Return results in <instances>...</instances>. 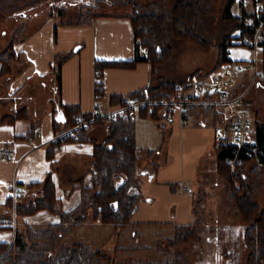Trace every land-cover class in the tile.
I'll list each match as a JSON object with an SVG mask.
<instances>
[{
    "label": "crops",
    "instance_id": "obj_1",
    "mask_svg": "<svg viewBox=\"0 0 264 264\" xmlns=\"http://www.w3.org/2000/svg\"><path fill=\"white\" fill-rule=\"evenodd\" d=\"M131 13L130 6L110 1L103 12H95L84 22L77 23V19L69 23L65 18L59 21L60 18L49 17L29 36L15 41L13 50L18 60L9 72L1 73L3 64L0 61V118L22 107L28 111V117L0 122V148L13 150L10 159L0 157V242L12 243L15 229L24 223L36 229L60 219L59 213L40 209L30 215L17 213L14 222L13 207L8 204L11 199L14 205V190L21 191L26 187L16 205H28L41 195L42 185L39 183L50 175L56 186L59 208L69 210L81 199L76 180L84 176L85 183L91 182L94 144L106 141L110 125L108 122H91L85 130L77 132L76 137H60L73 126L63 125L61 120L58 122L61 128L55 131L53 117L62 115L61 106L77 105L80 113L89 114L98 103L101 115L114 116L122 113V107L111 101L112 95L124 96L152 82V65L148 61L137 62L132 67L108 66L103 75V95L98 97L96 94V59L131 60L135 56ZM227 49L230 59L245 62L257 57L261 64V49L234 44ZM69 51L72 55L62 66L59 93L52 66L57 53ZM241 80L240 77L231 93L237 92L239 85L245 83ZM57 88L59 95H56ZM249 103L245 97L241 107L250 135H253L257 125L256 113L246 108ZM214 109L218 114L216 117L213 112H190L183 125L176 117L167 121L166 110L160 107L155 117H147L151 121L150 125L147 121L151 134L146 142L138 138L136 119L139 117L136 116L140 113L137 110L133 119L135 145L139 151L141 197L130 223L116 228L113 223H102L89 215L81 225L89 227L86 236L74 242L92 249L101 248L109 254L116 253L118 258L130 259L124 254L119 256V251L135 254L151 250L162 256L164 253L156 248L157 243L161 241L166 246L177 226L191 224L195 218L194 210L199 203L196 198L198 177L210 161L215 163L217 145L235 140V116L228 115L224 106L217 105ZM33 122L38 126L34 134L29 135ZM217 126L223 129L224 137L217 136ZM51 146L54 149L52 163L47 156V149ZM149 150L152 151L149 152L153 156L151 159H147ZM34 182L38 183L30 184ZM140 256L133 260H164H144L139 259Z\"/></svg>",
    "mask_w": 264,
    "mask_h": 264
},
{
    "label": "trees",
    "instance_id": "obj_2",
    "mask_svg": "<svg viewBox=\"0 0 264 264\" xmlns=\"http://www.w3.org/2000/svg\"><path fill=\"white\" fill-rule=\"evenodd\" d=\"M264 3V0H262ZM235 1L229 0L226 4L224 13L225 19H230V26L220 42H218V58L211 71L219 69L230 60L228 57V46L231 44L232 34L242 29V34L251 33L252 29L248 27L245 18V10L242 7L240 14H233L230 10ZM241 2V1H240ZM121 4L131 6L130 15L135 33V56L131 60H95V73L97 77L96 94L98 97L103 95V75L108 66H135L137 62L148 61L152 65V82L141 87L132 93L131 96L139 97L143 101L138 107L141 115L149 114L150 107L154 111L150 114L155 117L160 107H166L163 104L152 103L165 96L170 98L176 90L178 80H168L164 77L156 78V66L163 62L169 52L166 46L168 41L167 24L171 23L176 35L187 37L197 41L201 46L205 45V40L198 33L200 23V10L202 9L201 0H177L170 11L164 10L163 3H150L144 5L139 0H123ZM90 8V7H89ZM88 11L81 13V20H87ZM94 15V14H93ZM17 39L11 40L7 47L0 52V61L3 64L2 71L7 69V63L15 58L13 50ZM146 47L148 53L144 54L140 49ZM72 55V51L57 53L55 55L52 72L55 73L59 93L62 83V66ZM261 73H264V52L261 62ZM156 81L155 84H152ZM183 82V81H182ZM209 93L206 97H213ZM113 103L124 104L122 95H112ZM62 115L55 114L53 117V127L58 131L61 126L58 123L62 120L63 125H74L75 116L80 113L77 105H62ZM215 105H193L189 112L196 114H207L213 112L218 115L214 109ZM198 111V112H197ZM84 117L88 113H83ZM134 115H130L129 109H126V115L117 113L110 120V135L104 143H95L92 158L93 167L91 171V182L85 183L83 177L77 179L78 187L81 190L80 201L69 210L59 208V200L56 195V186L50 175L42 183L41 195L31 201L28 205L18 204L15 206L17 213L30 215L40 209H49L59 213L60 219L57 222L48 223L43 228H33L24 223L15 229V235L12 243L0 242V264H193L182 252H176L172 249L180 241L187 240L194 235L198 228V209L194 210L195 218L191 224L180 225L176 227L175 235L169 238L170 247L163 246L161 241L156 248L168 256L166 260H132L119 259L117 254H109L101 248L92 249L81 242L63 244L62 238L72 230L80 227L90 215L94 220L102 223H113L116 228L125 227L130 223V219L138 206L140 199V187L138 182V149L135 145V121ZM27 117L24 109L16 111L0 118V122H13L16 118ZM108 116H100L92 122H105ZM37 123H32L29 135L34 134ZM88 126V125H87ZM87 126L82 127L79 132L85 130ZM264 122H258L256 125V137L262 145V155L248 156L242 149L239 153L236 151L235 144L220 143L216 147L215 165L219 174L227 178V188L229 197L234 202L238 213L246 222L243 230V242L248 255L246 264H264V206L260 208L256 201L252 189L247 183L246 168L251 161L256 165L264 167ZM76 137V136H75ZM143 150V149H142ZM148 152H152L149 150ZM54 155L53 147L47 149L49 160ZM238 156L235 163L236 171L233 173L232 160ZM234 169V170H235ZM238 181V186L235 181ZM38 183H30L31 185ZM10 208L13 207L9 199ZM12 210V209H11ZM11 215V213H10ZM188 229L187 233L183 229ZM172 249V250H171ZM171 256H174L171 259Z\"/></svg>",
    "mask_w": 264,
    "mask_h": 264
},
{
    "label": "rangeland",
    "instance_id": "obj_3",
    "mask_svg": "<svg viewBox=\"0 0 264 264\" xmlns=\"http://www.w3.org/2000/svg\"><path fill=\"white\" fill-rule=\"evenodd\" d=\"M86 1L0 0V52L7 47L11 40L29 36L49 17L53 16L54 18H60L59 21L65 18L66 21L70 23L77 19L80 20V17L83 15H81V13L84 10L89 9L88 17H90L95 14V12H103V8H105L106 4H109L110 1L117 4L123 2V0ZM139 1H141L142 4L144 3V5L150 3H163L164 10L170 11L171 7L177 0ZM201 1L202 9L200 10L198 33L201 35V38L205 40V45L201 46L193 39L176 35L172 24H167L168 41L166 46L169 47V52L165 61L158 63L156 66L155 75L157 79H159L160 76L168 80L184 82L192 74L204 75L213 72L211 70L214 68L218 58L217 44L222 40L228 28L232 26L233 21L224 18L226 4L229 0ZM240 1L241 0H235L234 4L231 6L230 10L233 14H240L242 12ZM95 6H98V8ZM247 9H252V5L250 4ZM140 51H142V48ZM16 60L18 59H16L15 56L14 59L7 63L6 71H8V67L9 70L12 68ZM258 72L257 79L250 86L253 77V70L246 69L244 76L241 77V81L245 83L239 85L240 88L236 89L238 92L241 88L248 85L249 90L245 93L244 98L246 97V99H249L250 103L246 108L255 111V121L257 123L260 121L264 122V78L261 75L260 70H258ZM239 78L240 76L238 79ZM154 82L156 83V81ZM56 95H59L58 88ZM242 100L240 102L241 104ZM20 109H24V112L28 117L27 109L25 107ZM20 109H17L16 111ZM16 111H14V113ZM113 117V115L108 116L105 122L109 123ZM147 117H151V115L138 114V116H136L138 138L142 142H146L151 134L147 124L148 121L150 125L151 121ZM147 156V159L153 157L149 152ZM231 171L234 173L236 169L234 170L231 168ZM203 172V174L199 175L198 171V195L196 196V198L198 197L197 199L199 202L197 205V209L199 210L197 215L198 228L195 229L193 236L189 237L187 240L178 242L172 247V249L176 252L184 253L187 259L193 264H246L248 249H246L242 238L246 222L242 219L234 202L229 197L227 178L217 172L216 165L215 163L212 164V161L207 164L203 169ZM246 172L248 175V186L252 189L256 201L259 203L260 208H262L264 206V167L256 165V162L251 161L246 168ZM82 177L84 176H81L80 178ZM235 184L238 186L237 180L235 181ZM78 228V230L71 232L69 236L63 237L61 242L63 244H70L79 240L82 236H86L89 227L80 226ZM188 231V229H183L184 233H187ZM171 235H173V233ZM168 245L170 244L166 243V246ZM118 254L119 256H121V254H124L127 257L130 256L129 258L132 260L133 258L137 259L140 254L141 256L139 259L144 260H153L154 258H162L166 260L168 258L166 254L160 256L151 250L135 254H130L128 251L120 253L119 251ZM119 258L123 259L124 257ZM173 258L174 256H171V259Z\"/></svg>",
    "mask_w": 264,
    "mask_h": 264
},
{
    "label": "built area",
    "instance_id": "obj_4",
    "mask_svg": "<svg viewBox=\"0 0 264 264\" xmlns=\"http://www.w3.org/2000/svg\"><path fill=\"white\" fill-rule=\"evenodd\" d=\"M241 5L245 10V18L248 27L252 29L251 33L242 34V29L238 30L233 34L231 39V44L242 45L249 47L254 50L261 49L264 52V3L262 0H241ZM252 5V9H247L249 5ZM144 54L148 53L146 47H142ZM263 60V58H262ZM261 60V62H262ZM261 64L259 65L258 58L255 57L251 60H246L242 62L241 60L230 59L224 65H222L218 70L213 71L210 74L197 75L192 74L190 77L176 86L175 93L170 97H161L158 101L152 103L163 104L166 107V120L171 121L173 118H178L181 124L187 123V115L193 105H223L225 107V112L230 116H235V140L230 142V144H235L236 151L239 153L242 149L248 156L262 155V145L258 142L256 137V129L253 131V135H250L247 118L245 112L241 107V100L244 98L245 93L248 92V85L243 87L237 93H231V89L238 84V77H242L245 74L246 69L253 70V77L251 84L257 79L259 74ZM261 72V70H260ZM264 78V73H261ZM212 93L216 95V99L213 97H206L207 94ZM124 97V104L120 103L122 107V113L126 115V109H129L130 115H134L138 110V107L143 101L139 97L131 96L126 94ZM154 111V107H150L149 115ZM101 115L98 103L95 107L84 117L82 113H78L76 118V123L64 132L66 134L75 137L77 132L80 131L82 127L89 125L93 120ZM264 130V129H263ZM215 132L217 136L224 137L225 134L220 126L215 127ZM228 143V142H226ZM13 156V150L7 147L0 148V157L3 159H10ZM238 156L232 160V168L235 169V163L238 161ZM186 189L187 187L184 186ZM26 187L21 191H15L12 193L13 197V221L15 222V217L17 212L15 211V206L17 199L25 194Z\"/></svg>",
    "mask_w": 264,
    "mask_h": 264
},
{
    "label": "bare ground",
    "instance_id": "obj_5",
    "mask_svg": "<svg viewBox=\"0 0 264 264\" xmlns=\"http://www.w3.org/2000/svg\"><path fill=\"white\" fill-rule=\"evenodd\" d=\"M67 1V0H66ZM86 1V0H85ZM100 1V0H99ZM144 1V0H143ZM235 1V0H234ZM87 2V1H86ZM95 2V1H94ZM86 4V3H85ZM144 4V3H143ZM234 4V3H233ZM113 5H115V4H113ZM87 6V5H86ZM85 6V7H86ZM91 6H92V4H91ZM95 7H97L98 8V6H95ZM131 7V6H130ZM96 8V9H97ZM94 9V8H93ZM24 11V10H23ZM20 13V12H19ZM252 32V31H251ZM248 33H250V32H248ZM175 36V35H174ZM200 48V47H199ZM170 49H172V48H170ZM205 51V50H204ZM261 51V50H260ZM260 51H259V54H260ZM172 53V52H171ZM170 55V54H169ZM204 55V54H203ZM256 56V55H255ZM165 61V60H164ZM2 63V62H1ZM13 63V62H12ZM2 66V65H1ZM200 69H202V68H200ZM8 70H9V67H8ZM23 71V70H22ZM21 71V72H22ZM9 72V71H8ZM195 72V71H194ZM197 72V71H196ZM1 73H5V72H1ZM19 73H20V71H19ZM18 73V74H19ZM9 74V73H8ZM62 75V74H61ZM53 75L51 74V77H52ZM55 76V75H54ZM258 77V76H257ZM7 78H8V76H7ZM263 79V78H262ZM52 80H53V78H52ZM261 80V79H260ZM264 80V79H263ZM5 82H7V81H5ZM255 82V81H254ZM58 83V82H57ZM263 88V87H262ZM257 91H259V90H257ZM262 95V94H261ZM254 98V97H253ZM256 99V98H255ZM24 108V107H23ZM9 116V115H8ZM117 248V247H116ZM120 248V247H119Z\"/></svg>",
    "mask_w": 264,
    "mask_h": 264
}]
</instances>
